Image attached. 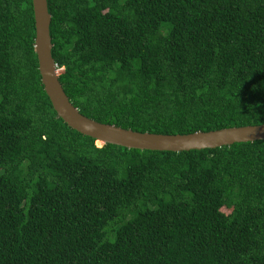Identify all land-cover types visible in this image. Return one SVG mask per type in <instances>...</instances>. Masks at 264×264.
I'll list each match as a JSON object with an SVG mask.
<instances>
[{"label": "trees", "instance_id": "16d2710c", "mask_svg": "<svg viewBox=\"0 0 264 264\" xmlns=\"http://www.w3.org/2000/svg\"><path fill=\"white\" fill-rule=\"evenodd\" d=\"M75 108L140 133L264 124V0H47ZM32 0H0V264H264V140L182 152L70 128Z\"/></svg>", "mask_w": 264, "mask_h": 264}, {"label": "water", "instance_id": "95a60500", "mask_svg": "<svg viewBox=\"0 0 264 264\" xmlns=\"http://www.w3.org/2000/svg\"><path fill=\"white\" fill-rule=\"evenodd\" d=\"M35 19L34 48L38 59L42 85L54 111L70 128L97 142L112 144L128 149L182 152L216 149L236 143L264 140V124L225 128L210 132H195L188 135H166L140 133L114 125L103 124L83 116L67 97L52 55L50 25L52 16L47 0H32Z\"/></svg>", "mask_w": 264, "mask_h": 264}, {"label": "clouds", "instance_id": "9594fccd", "mask_svg": "<svg viewBox=\"0 0 264 264\" xmlns=\"http://www.w3.org/2000/svg\"><path fill=\"white\" fill-rule=\"evenodd\" d=\"M58 68V67H57ZM58 70H60L61 71V73H62V70L61 69H58ZM99 143V142H98Z\"/></svg>", "mask_w": 264, "mask_h": 264}, {"label": "rangeland", "instance_id": "374dc122", "mask_svg": "<svg viewBox=\"0 0 264 264\" xmlns=\"http://www.w3.org/2000/svg\"><path fill=\"white\" fill-rule=\"evenodd\" d=\"M98 145L100 146V145H102V144L99 142Z\"/></svg>", "mask_w": 264, "mask_h": 264}]
</instances>
